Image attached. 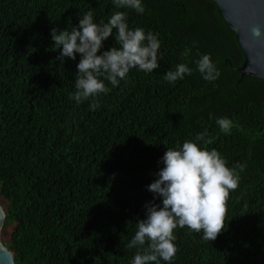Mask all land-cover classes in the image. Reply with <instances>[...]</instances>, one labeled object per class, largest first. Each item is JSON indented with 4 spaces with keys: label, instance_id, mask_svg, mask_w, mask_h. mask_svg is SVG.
Wrapping results in <instances>:
<instances>
[{
    "label": "trees",
    "instance_id": "1",
    "mask_svg": "<svg viewBox=\"0 0 264 264\" xmlns=\"http://www.w3.org/2000/svg\"><path fill=\"white\" fill-rule=\"evenodd\" d=\"M143 3V14L120 10L129 27L158 34L159 67L132 68L116 87L105 81L111 90L93 110L91 97L70 99L79 55L61 64L49 29L70 30L89 8L106 21L111 0H0L1 240L16 264H129L136 249L127 244L152 200L146 185L158 159L204 131L199 143L240 180L215 240L174 229L171 264H264V79L237 70L242 52L213 0ZM109 46H119L111 36ZM200 53L211 54L216 80L195 70L164 80L177 63L195 69ZM218 116L233 120L230 133Z\"/></svg>",
    "mask_w": 264,
    "mask_h": 264
},
{
    "label": "clouds",
    "instance_id": "2",
    "mask_svg": "<svg viewBox=\"0 0 264 264\" xmlns=\"http://www.w3.org/2000/svg\"><path fill=\"white\" fill-rule=\"evenodd\" d=\"M115 9L107 20H94L89 8L79 15L77 24L68 28L49 29L53 50L59 49L56 59L63 64L65 58L79 59L76 63L75 90L69 94L77 105L89 100L90 109L98 107L96 99L107 94L112 87L125 80L130 69L150 73L159 67L158 52L161 41L158 34L143 27H129L127 13L145 11L143 0H111ZM113 30L115 35L113 36ZM113 37L119 46L104 48V41ZM185 49L182 55H188ZM177 63L164 74L170 84L183 80L195 70L205 81L216 80L220 72L211 54L200 53L194 61ZM215 123L225 134L230 133L233 120L218 116ZM206 131L196 134L175 148H166L158 159L162 164L154 173L155 179L146 185L152 200L144 204V217L136 221V231L128 241L134 251L129 264H171L177 252L174 229L187 226L202 231L206 241L215 240L224 228L226 201L229 191L238 187L240 176L235 168L227 166L226 159L216 150L203 147L199 142ZM241 170L244 165L238 166ZM159 197V202L156 198Z\"/></svg>",
    "mask_w": 264,
    "mask_h": 264
},
{
    "label": "water",
    "instance_id": "3",
    "mask_svg": "<svg viewBox=\"0 0 264 264\" xmlns=\"http://www.w3.org/2000/svg\"><path fill=\"white\" fill-rule=\"evenodd\" d=\"M233 31L243 60L241 75L264 79V0H213ZM5 212L0 204V264H16L13 253L1 240Z\"/></svg>",
    "mask_w": 264,
    "mask_h": 264
},
{
    "label": "rangeland",
    "instance_id": "4",
    "mask_svg": "<svg viewBox=\"0 0 264 264\" xmlns=\"http://www.w3.org/2000/svg\"><path fill=\"white\" fill-rule=\"evenodd\" d=\"M1 239H2V237H1Z\"/></svg>",
    "mask_w": 264,
    "mask_h": 264
}]
</instances>
